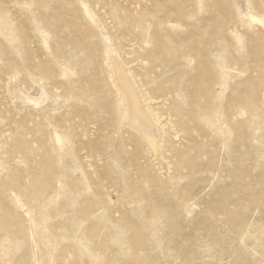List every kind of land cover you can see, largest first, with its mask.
I'll use <instances>...</instances> for the list:
<instances>
[{"label":"rangeland","instance_id":"rangeland-1","mask_svg":"<svg viewBox=\"0 0 264 264\" xmlns=\"http://www.w3.org/2000/svg\"><path fill=\"white\" fill-rule=\"evenodd\" d=\"M0 264H264V0H0Z\"/></svg>","mask_w":264,"mask_h":264},{"label":"bare ground","instance_id":"bare-ground-1","mask_svg":"<svg viewBox=\"0 0 264 264\" xmlns=\"http://www.w3.org/2000/svg\"><path fill=\"white\" fill-rule=\"evenodd\" d=\"M111 66L112 78L124 108L119 115L127 120L128 126L138 133L141 139L157 149L161 132L154 116L143 105V101L147 98L146 93L140 89V85L135 80L136 76L134 77L133 72L125 66L124 62L114 61Z\"/></svg>","mask_w":264,"mask_h":264}]
</instances>
